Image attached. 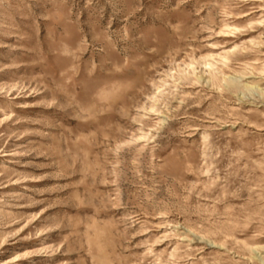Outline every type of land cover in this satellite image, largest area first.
I'll list each match as a JSON object with an SVG mask.
<instances>
[{
    "label": "rangeland",
    "instance_id": "rangeland-1",
    "mask_svg": "<svg viewBox=\"0 0 264 264\" xmlns=\"http://www.w3.org/2000/svg\"><path fill=\"white\" fill-rule=\"evenodd\" d=\"M0 264H264V0H0Z\"/></svg>",
    "mask_w": 264,
    "mask_h": 264
}]
</instances>
